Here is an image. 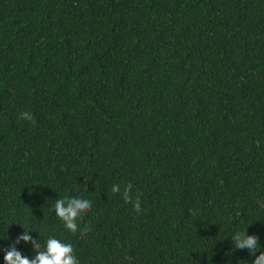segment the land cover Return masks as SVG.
Here are the masks:
<instances>
[{
  "label": "trees",
  "instance_id": "16d2710c",
  "mask_svg": "<svg viewBox=\"0 0 264 264\" xmlns=\"http://www.w3.org/2000/svg\"><path fill=\"white\" fill-rule=\"evenodd\" d=\"M246 228L264 245V0H0V264L26 230L79 264H250Z\"/></svg>",
  "mask_w": 264,
  "mask_h": 264
},
{
  "label": "clouds",
  "instance_id": "9594fccd",
  "mask_svg": "<svg viewBox=\"0 0 264 264\" xmlns=\"http://www.w3.org/2000/svg\"><path fill=\"white\" fill-rule=\"evenodd\" d=\"M21 119L32 121L29 112H21ZM131 184L127 185L122 192V199L128 203L131 199ZM113 193L120 192V185H113ZM90 208V201L83 195L74 197L58 198L55 200V216L63 223L64 228L69 232H75L79 227V219L85 210ZM136 212L141 211L139 199L133 203ZM25 229V228H24ZM26 230L17 239V243H31L36 249L32 257L23 255L16 247H11L3 253V264H79L74 253V245L71 240L48 237L43 245L34 239ZM6 237L0 236V239ZM233 247L230 251L246 250L251 258L250 264H264V245L259 241L260 238L255 234H249L247 228L243 231H236L231 236ZM249 264L248 261H246Z\"/></svg>",
  "mask_w": 264,
  "mask_h": 264
}]
</instances>
